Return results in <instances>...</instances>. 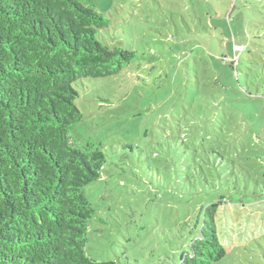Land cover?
I'll list each match as a JSON object with an SVG mask.
<instances>
[{
	"label": "rangeland",
	"instance_id": "374dc122",
	"mask_svg": "<svg viewBox=\"0 0 264 264\" xmlns=\"http://www.w3.org/2000/svg\"><path fill=\"white\" fill-rule=\"evenodd\" d=\"M93 2L100 41L136 58L76 86L71 139L106 156L85 189L86 253L179 264L201 209L222 202L213 264H264V0Z\"/></svg>",
	"mask_w": 264,
	"mask_h": 264
},
{
	"label": "trees",
	"instance_id": "16d2710c",
	"mask_svg": "<svg viewBox=\"0 0 264 264\" xmlns=\"http://www.w3.org/2000/svg\"><path fill=\"white\" fill-rule=\"evenodd\" d=\"M107 26L93 0H0V264H117L86 253L96 212L85 189L106 156L70 136L83 119L77 84L116 75L136 58L100 41ZM221 205L201 209L179 264L226 256Z\"/></svg>",
	"mask_w": 264,
	"mask_h": 264
},
{
	"label": "built area",
	"instance_id": "2783aa9c",
	"mask_svg": "<svg viewBox=\"0 0 264 264\" xmlns=\"http://www.w3.org/2000/svg\"><path fill=\"white\" fill-rule=\"evenodd\" d=\"M242 49L241 47H238L237 50Z\"/></svg>",
	"mask_w": 264,
	"mask_h": 264
}]
</instances>
